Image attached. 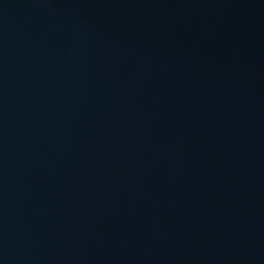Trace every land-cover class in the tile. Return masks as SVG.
<instances>
[{
  "label": "water",
  "instance_id": "water-1",
  "mask_svg": "<svg viewBox=\"0 0 264 264\" xmlns=\"http://www.w3.org/2000/svg\"><path fill=\"white\" fill-rule=\"evenodd\" d=\"M0 264H187L89 0H0Z\"/></svg>",
  "mask_w": 264,
  "mask_h": 264
}]
</instances>
